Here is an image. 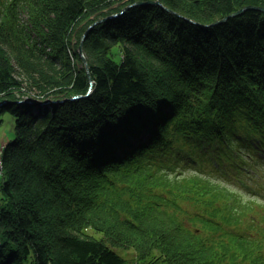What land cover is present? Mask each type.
Segmentation results:
<instances>
[{"label":"trees","instance_id":"16d2710c","mask_svg":"<svg viewBox=\"0 0 264 264\" xmlns=\"http://www.w3.org/2000/svg\"><path fill=\"white\" fill-rule=\"evenodd\" d=\"M107 1L0 0V26L12 21L0 114L14 132L0 149V264H264V11L243 10L223 34L220 23L172 27L160 7L210 21L264 0H158L147 13ZM29 5L46 35L15 25L14 9ZM83 18L90 84L70 62L73 33L81 61L87 28H71ZM33 60L52 78L34 84L53 100L38 116L19 98L18 75L30 90L38 77ZM163 112L172 118L150 117ZM247 180L253 190L240 189ZM8 202H22L14 216Z\"/></svg>","mask_w":264,"mask_h":264},{"label":"rangeland","instance_id":"374dc122","mask_svg":"<svg viewBox=\"0 0 264 264\" xmlns=\"http://www.w3.org/2000/svg\"><path fill=\"white\" fill-rule=\"evenodd\" d=\"M94 1H96V0H94ZM125 1L127 2L128 0H125ZM107 2L110 3V6L108 8H106V10L110 9V8H113V7H116L117 3H114V0H110V1H107ZM160 4H161L160 7L162 9H164L165 12H168L169 14H173L174 15V12H172L170 8H167V6L163 5L161 1H160ZM41 7L46 9L47 11H50V10H52L53 4L52 3H49L47 5L41 4ZM185 9L188 10V7H186ZM186 10H183V11L186 12ZM14 12H15V14H13L12 17H13V19L15 21V25L20 26L22 24L23 20L30 21V22H27V23L32 24L34 27H36L38 29V31H41L43 36L47 34L45 23L36 15V13L32 12V6L31 5H29V7L25 8V9H20V10L16 9ZM93 15L94 14H90V17H93ZM177 15L179 16V19L175 15H174L175 17L167 16L166 17V22H169L170 24H172V27H178V26L188 25V24H196V25L201 26V27H206L207 25H209L208 28L210 29V27L212 26L210 24V23H212V20H210L211 22L207 21L211 17H208V15H206L205 12H203V11H199L197 13V15L193 16V17L187 16L183 12L182 13L178 12ZM203 16L206 17V18H204ZM152 17H153V15H152ZM212 17H214V16H212ZM31 19H32V23H31ZM87 19L88 18H83L79 23H75L74 26H73L74 28H71V31L73 32V30H74V32H75V31H78V29L81 30V28L83 26H84V28H87L90 25V24H88L89 22H87ZM205 19H207V20H205ZM5 21L6 22H4L0 26V38H1V40L4 39V35L5 36L12 35L11 28L9 29V27H11V25H12V21H11L10 17L7 16ZM215 21H216V19L214 20V22ZM220 23H222L223 26L229 27V25H226L227 22H225V20L220 21ZM217 24L218 23H216V25ZM32 25H28V28L32 29ZM213 28L215 30H217V27H213ZM232 28H234V27L230 26V29H232ZM88 29L89 28H87L86 30H88ZM82 34H81V36H82ZM75 36H76L75 33H73V35H72L73 38L71 37L72 43H70V49H69L70 50V62L74 66V68H77V67L83 68L84 64L82 62V57L78 53L79 58H80L81 61H79V60L77 61L76 60V55L74 53V49L76 48V45H77V42L75 41ZM20 42H21L20 44L22 45L23 48L29 49V50L32 51V46L30 45V43L26 44V43H23V41H20ZM2 49L4 51H6V56L8 57V58L7 57L6 58L8 60V63L12 66L14 71H17V73H20L19 70H21V69L19 67V64L16 62L14 56L5 47L2 48ZM33 65L39 71H38V75H37L38 77L36 78V80L32 78V89L31 90H30L31 84L29 83V81L25 77H23L21 74L18 75L19 76V81H21V85L23 87V92H24V93H22L20 95L21 97L19 96V98H21L24 102L30 103L29 109H31V111L33 112L34 115L38 116V114L43 110V108H45L44 100L46 98H44L43 94H39L38 93V91L34 87V84L36 82H38V81H44L45 78L50 79L51 77H48V75H50V72H48V71L46 72L45 69H41V67H43V66L37 60H33ZM157 76H159V75H157ZM25 99H31L32 101H28V100H25ZM0 116L2 118V122L0 123V149H1L2 145L5 144L10 138H12V136H14V132H13V129H12L13 128V117L11 116L9 111H7V110L3 111L0 114ZM0 170H1V162H0ZM1 176H3V173L0 174V178H1ZM229 188H231V187H229ZM4 204L6 205L7 208H10V211L12 212V215L14 216L16 214V212L18 213L20 211L19 205H21L22 202L20 204L11 203V202L4 203ZM252 208H253V211H256L255 205H253ZM21 214H22V211H21ZM250 221H251L250 219L245 220L244 225L249 226L250 225ZM254 228H257V225ZM120 251L122 253H124V251H122V250H120ZM6 257H7V255L4 256V258H6ZM15 260H17V256L13 257L12 255H10V256L7 257V259L4 260V263L5 264H10L11 262H13Z\"/></svg>","mask_w":264,"mask_h":264},{"label":"bare ground","instance_id":"6f19581e","mask_svg":"<svg viewBox=\"0 0 264 264\" xmlns=\"http://www.w3.org/2000/svg\"><path fill=\"white\" fill-rule=\"evenodd\" d=\"M156 1V0H155ZM155 1H153V0H146V1H143V2H141V3H136V5H144V10H145V13H147V12H149L152 8H154L153 7V5L154 4H156V2ZM135 3V2H134ZM133 3V4H134ZM148 4H150V5H148ZM135 5V4H134ZM149 6V7H148ZM147 7V8H146ZM167 8H170L171 9V11L172 12H174V15L179 19V16L177 15V11L176 10H174V8H171L170 6H167ZM16 9H14V11H15ZM224 16L225 15H221V16H216L215 17V15H214V17H212V24H216V23H220V22H214V20L216 19V20H220V19H222V18H224ZM231 17H233V15H230V16H228L226 19H225V21H227L228 19H230ZM167 25H169V23H166ZM227 24L228 25H230L231 27L233 26V21L232 20H229L228 22H227ZM217 29L219 30V31H221L223 34H226V29L224 28V26H223V24L222 23H220V25L219 26H217ZM88 31H89V29L88 30H86V31H84V33L82 34V36L80 37V39H79V43L82 45V42H83V39H84V37L87 35V33H88ZM172 40L179 46L182 42H181V40L180 41H178L177 40V38L176 37H174V38H172ZM201 39H197L196 41L197 42H199ZM233 35H231V37H226V38H224L223 39V42L224 43H226V44H228L229 46H230V43L232 44L233 43ZM202 41V40H201ZM231 52L230 51H227V52H225V55L226 54H230ZM82 55H83V57L85 58V60H86V57H85V54L82 52ZM86 77H87V79L88 80H92V78L90 77V75H89V77H88V75L86 74ZM72 96H80V95H77V94H72L70 97H69V99H72L71 97ZM80 98V97H79ZM73 99H77V98H73ZM46 100H47V98H46ZM53 102V100H48V101H45V103L46 102ZM62 102V101H64L63 99H58L57 101L56 100H54V102ZM25 106V105H24ZM23 106V107H24ZM168 107V106H167ZM213 108H216L215 106L213 107ZM220 108V107H219ZM219 108H216V113H217V116L215 117V118H218L219 116H220V109ZM168 109H169V112H171L172 111V108L171 107H168ZM167 116H170V114H167V113H164L163 112V114H159V113H157V114H154V115H152V116H150V117H155V118H160V117H167ZM210 116H211V118L213 119V115H211V112H210ZM170 118H172L171 116L169 117V119ZM164 122H168V120H164ZM142 145V142H141V144H140V146ZM136 148H138V147H136ZM120 157H122V156H118L117 158L119 159ZM0 174H2V170H0ZM47 233V232H46ZM48 234V233H47Z\"/></svg>","mask_w":264,"mask_h":264},{"label":"water","instance_id":"95a60500","mask_svg":"<svg viewBox=\"0 0 264 264\" xmlns=\"http://www.w3.org/2000/svg\"><path fill=\"white\" fill-rule=\"evenodd\" d=\"M155 1V0H154ZM135 2H143V1H141V0H136ZM157 4L159 3V1L158 0H156L155 1ZM245 9H257V10H262V11H264V7H262V6H259V5H247V6H243V7H241V8H238L237 10H234V11H232V12H230L229 14H226L225 16H224V18H222V19H220V20H216L215 22H220V21H222V20H225L228 16H230V15H233V16H235V15H238L239 13H241L243 10H245ZM104 19V18H103ZM77 51H78V53L80 54V56L82 57V62H83V64H84V70H85V72H86V74L88 75V77H89V72H88V66H87V62H86V60H85V58L83 57V55H82V45L79 43L78 44V48H77ZM89 81V84L91 83V80H88ZM90 85H89V87L87 88V90H86V93L84 94V95H86L88 92H90ZM84 95H80V96H72L71 98L73 99V98H79V97H82V96H84ZM25 100H28V101H32L31 99H25ZM48 100H51V99H45L44 100V102L45 101H48ZM38 103V102H37Z\"/></svg>","mask_w":264,"mask_h":264}]
</instances>
